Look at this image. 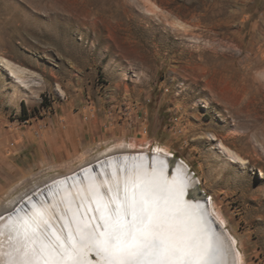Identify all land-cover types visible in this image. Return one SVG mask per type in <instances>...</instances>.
Returning a JSON list of instances; mask_svg holds the SVG:
<instances>
[{
	"label": "rangeland",
	"instance_id": "374dc122",
	"mask_svg": "<svg viewBox=\"0 0 264 264\" xmlns=\"http://www.w3.org/2000/svg\"><path fill=\"white\" fill-rule=\"evenodd\" d=\"M0 57L29 82L0 65V201L140 140L264 264V0H0Z\"/></svg>",
	"mask_w": 264,
	"mask_h": 264
},
{
	"label": "snow or ice",
	"instance_id": "6c2138e0",
	"mask_svg": "<svg viewBox=\"0 0 264 264\" xmlns=\"http://www.w3.org/2000/svg\"><path fill=\"white\" fill-rule=\"evenodd\" d=\"M104 175L105 190L90 186L60 231L51 212L66 214L71 202L42 207L10 224L0 217V264H85L84 250L95 251L102 264H218L221 243L204 214L180 203L166 182L141 171ZM184 179L187 188L191 181ZM93 202L97 206L90 208Z\"/></svg>",
	"mask_w": 264,
	"mask_h": 264
},
{
	"label": "water",
	"instance_id": "95a60500",
	"mask_svg": "<svg viewBox=\"0 0 264 264\" xmlns=\"http://www.w3.org/2000/svg\"><path fill=\"white\" fill-rule=\"evenodd\" d=\"M134 171L148 173L155 180L166 182L171 190V194L174 197L178 196L180 203L187 204L192 211L198 214L203 213L206 226L219 238V241L220 237H225L235 252L232 239L221 221L212 211L211 200L200 190L195 173L180 158L160 150L123 151L89 163L73 172V174L57 177L33 188L23 195L22 200L19 201L14 209L4 212L0 217L6 218L4 224H10L16 221L18 217L26 219L28 215L36 212L39 208L46 206L56 199H60L64 200L63 205L60 206L61 208H65L71 202L70 212L61 215H57L53 211L51 212V223L54 225L55 230L60 231L69 223V217L76 212L79 198L85 194L83 193L78 197L74 196L76 189L89 188L96 185L104 191V186L101 183L105 179L104 174L107 173L113 177L117 174L123 175L124 173ZM185 175L191 181V184L187 188H185ZM106 200L107 195L104 196L102 202H106ZM84 203L87 205L88 201L85 200ZM96 206V203L93 202L90 208H95ZM82 211L83 209H81ZM88 215H91V211H89ZM87 218L85 216V221H87ZM78 219L79 217L77 216ZM93 223H95V220H93ZM73 227H75V224H73ZM7 259L4 260L7 261ZM82 260L85 264H98V262H101V258L97 256L96 252L89 250H84ZM234 264H237L236 260Z\"/></svg>",
	"mask_w": 264,
	"mask_h": 264
},
{
	"label": "bare ground",
	"instance_id": "6f19581e",
	"mask_svg": "<svg viewBox=\"0 0 264 264\" xmlns=\"http://www.w3.org/2000/svg\"><path fill=\"white\" fill-rule=\"evenodd\" d=\"M0 65L3 66L8 71L9 75H11V76L15 77V79H17L19 86H27L29 84V82L27 84V81H26L25 77L23 76V73H24L23 68H21L19 66L13 65L8 60H6L4 58H1V57H0ZM141 143L144 144V142H142L140 140H135V141H132L131 140L130 143H125V140L124 141L118 140L110 148H108L107 150L105 149L103 152H100L97 155L96 158L93 157L91 159V161H86V157L87 156L86 155L85 156L82 155V156H80L78 158V161L79 160L82 161L80 163V165L77 164L79 166L73 167V165H72L73 162L72 163L69 162V163L64 164L63 165V168L64 167L67 168L66 169L67 171H65L63 174H55L53 176H50L46 180H44L43 182L44 183H47V182H49L51 180L56 179L57 177L73 174V171H76L79 168H81L83 166H86L89 163H93V162H95L97 160L103 159V158L108 157V156H111V155H115V154L120 153V152H123V151L145 150V149H132L134 147L139 148L138 145L141 144ZM215 148H216V146H215ZM219 148H220L219 149V152L222 155H224L225 158L228 161L233 162V163H241V164H244V163L247 162L246 160L242 159L236 152H234L233 150L229 149L228 147H225L223 145H220ZM162 150H166V149L163 148ZM59 166H61V165H59ZM63 170H65V169H63ZM113 177H115V176H113ZM82 186H84V185H82ZM87 189L88 188H82V189H78V190L76 189V191L74 192L75 193L74 196H77V197L80 196L81 194L85 193ZM77 194H79V195H77ZM22 197L23 196H18V198L13 199V200H10L7 203H4V202L0 201V215L3 214L6 211H10V210L14 209L18 205L19 201L22 200ZM61 202H64V200L56 199V200L52 201L51 203H49V204H47L46 206H43V207L44 208H47V207H50L51 205H57V206L60 207V206L63 205ZM212 203L213 202L211 201V205H212ZM40 209L41 208H39V210ZM53 212H55V211H53ZM217 214L224 221L223 216L219 212H217ZM229 236H230V238L233 241V245H234V248H235V252H234V250H232V247H231L230 242L225 237H223V236L220 237L221 252H220L218 264H234L235 260H236V263L237 264H244L243 255H242L241 251L239 252V250H238V248L236 246L234 237L230 233H229ZM8 251H9V249H8V247L6 245L5 246V249H4V252L7 253ZM3 259H7V255L6 256L4 255Z\"/></svg>",
	"mask_w": 264,
	"mask_h": 264
}]
</instances>
